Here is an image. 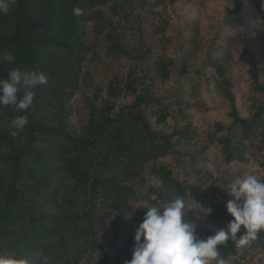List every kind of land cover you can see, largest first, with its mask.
Masks as SVG:
<instances>
[{
  "label": "trees",
  "instance_id": "1",
  "mask_svg": "<svg viewBox=\"0 0 264 264\" xmlns=\"http://www.w3.org/2000/svg\"><path fill=\"white\" fill-rule=\"evenodd\" d=\"M179 1L195 0L154 3ZM230 1L232 16L252 7L261 24L257 30L261 46L257 51L249 44L232 46L230 33L221 44L227 50L208 53L206 62L213 70V86L229 106L230 123L213 124L205 145L208 155L191 175L193 182L182 181L163 158L172 150L176 135L192 139L197 134L187 127L169 134L155 130L141 107L152 105L158 123L166 119L168 112L150 93L136 94L129 104L117 106L119 87L112 80L105 103L98 105L96 99L88 103L89 116L80 135L68 132L66 114L54 121L41 115L46 106L72 99L88 81L84 61L93 49L85 42L86 23L91 22L92 31L102 38L109 56L153 53L150 47L130 50L126 45L128 13L124 14L119 2L17 0L9 13L0 14V53L15 57L12 63H0V79H6L14 67L41 70L48 76L46 85L33 89L34 103L29 109L17 113L11 106L0 105V259L9 258L12 264H35L34 254L42 249L50 257V264H91L96 247L102 245L100 231L105 216L113 211L118 216L113 241L118 244L124 240L130 260L135 229L147 211V207L133 210L132 203L144 199L162 206L180 196L185 202L211 205V215L198 211L206 223L195 228L198 237L226 227L232 219L225 208L231 199L226 189L234 179L232 166L240 175L264 181V6L261 0ZM108 3L112 13L124 22H114L103 14L101 7ZM76 7L83 10L82 15L73 14ZM165 29V23L155 27L161 40L165 39ZM233 52L248 72L245 114L230 75L235 63ZM152 65L155 77L168 81L175 58L156 54ZM179 72L186 73L187 66L183 64ZM134 85L127 82V92L134 94ZM23 94L21 89L18 95ZM17 115L27 116L29 123L13 137L9 124ZM217 172L222 175L214 176ZM97 201L107 212L96 213ZM187 219L194 221L192 217ZM219 252L229 264H246L254 255H260L259 262L264 264V231L244 246L229 240L219 246ZM119 257L116 263H122L123 257Z\"/></svg>",
  "mask_w": 264,
  "mask_h": 264
},
{
  "label": "rangeland",
  "instance_id": "2",
  "mask_svg": "<svg viewBox=\"0 0 264 264\" xmlns=\"http://www.w3.org/2000/svg\"><path fill=\"white\" fill-rule=\"evenodd\" d=\"M115 1L121 4L124 14L128 13L125 17L129 26L125 37L126 45L130 50L136 47H150L153 53L133 52L129 57L109 56L105 52L102 38L92 31L91 22L86 23L85 42L93 49L84 61L88 81L79 87L72 99L46 106L41 110V115L54 121L66 114L68 132L80 135L87 124L88 103L95 99L98 105L105 103L109 98V84L112 80L119 87L118 97L115 98L117 106L129 104L136 94L150 93L166 106L168 112L166 119L158 123L152 114V105L141 107L155 130L169 134L174 129L183 131L187 127L189 131L197 134L192 139L176 135L173 138L172 150L163 158L182 181L193 182L195 180L191 175L194 174L195 168L202 167L203 160L208 155L209 151L205 149V145L213 124L230 123L229 106L213 86L214 75L206 62L207 55L221 54L223 50H227V46L221 48V44L227 41L230 33L232 46L249 44L257 51L261 46L257 32L261 29L260 21L250 5L244 13L230 15V0H195L189 3L179 1L173 4L164 2L160 5L154 3V0H113ZM101 11L114 22L120 19L121 22L125 21H122L121 16L118 18L112 13L109 3L102 6ZM160 18L164 20L161 22ZM157 23H165L164 40L160 39V32L155 30ZM215 36H219L216 41ZM194 38L197 43H194ZM161 53L173 55L175 58L172 76L168 81H161L153 72L152 62L156 54ZM235 54L233 52L232 60L235 63L230 68V75L237 90L238 104L245 114L248 72L246 67L237 61ZM0 55L3 56L1 53ZM183 64L187 66V72L184 74L179 72ZM129 81L135 84L134 94L127 92L126 84ZM9 172V169L6 170L5 175ZM185 204L187 217L193 218L195 228L206 225L193 201H186ZM96 205L97 214L107 212L102 210L99 201ZM147 206L160 205L151 203L148 199L132 203L133 210ZM129 214L131 218L132 212ZM105 218L106 223L100 231L102 245L96 247L91 264H125L129 258L128 247L123 239L118 244L113 241L118 216L112 211L106 214ZM105 249H108L107 253ZM121 256L122 263H119V260L116 263V258ZM259 256L254 255L246 264H260Z\"/></svg>",
  "mask_w": 264,
  "mask_h": 264
},
{
  "label": "clouds",
  "instance_id": "3",
  "mask_svg": "<svg viewBox=\"0 0 264 264\" xmlns=\"http://www.w3.org/2000/svg\"><path fill=\"white\" fill-rule=\"evenodd\" d=\"M16 2L0 0V14L9 13ZM261 4L264 6V0H261ZM73 14L82 15L83 10L76 7ZM14 59L12 54L5 52L0 57V63H12ZM47 83L48 76L41 70L14 67L8 71L6 79H0V105L11 106L17 113L27 110L34 103L33 89ZM21 89L24 90L22 97L18 95ZM28 123L27 116H15L9 124L12 129L10 134L17 136ZM213 175L220 176L222 173ZM231 175L234 179L226 189L231 199L226 202L225 208L232 219L226 227L215 234L198 237L194 224L187 219L186 204L180 196L165 201L162 206H147L142 222L133 235L131 259L125 261V264H229L220 258L219 246L229 240L244 246L264 231V181L253 175L238 174L235 165L232 166ZM193 203L205 216L211 215V205L196 203L194 200ZM238 233L242 234L238 236ZM5 261L12 264L9 258L0 259V264H5ZM34 262L50 264V257L38 249L34 254Z\"/></svg>",
  "mask_w": 264,
  "mask_h": 264
}]
</instances>
